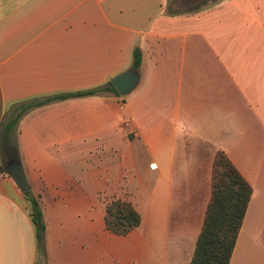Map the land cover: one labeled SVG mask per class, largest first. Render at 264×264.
I'll return each instance as SVG.
<instances>
[{
  "label": "crops",
  "instance_id": "crops-1",
  "mask_svg": "<svg viewBox=\"0 0 264 264\" xmlns=\"http://www.w3.org/2000/svg\"><path fill=\"white\" fill-rule=\"evenodd\" d=\"M210 2L175 12L166 0H0V132L16 105L104 86L143 52L129 95L54 101L20 120L19 160L41 196L44 247L25 194L0 173V264L190 262L220 150L253 188L230 264L257 263L264 0ZM118 199L142 218L128 236L106 228V206Z\"/></svg>",
  "mask_w": 264,
  "mask_h": 264
},
{
  "label": "trees",
  "instance_id": "trees-1",
  "mask_svg": "<svg viewBox=\"0 0 264 264\" xmlns=\"http://www.w3.org/2000/svg\"><path fill=\"white\" fill-rule=\"evenodd\" d=\"M133 58V69L139 70L143 62V52L139 47L135 48ZM105 93L120 96L109 81L106 85L89 91L61 94L16 105L13 116L0 132V173L7 174L6 165L20 157L17 144L18 124L26 113L54 101ZM24 194L29 202L31 217L37 227L39 244L43 250L46 226L41 196H36L32 191ZM252 196L253 188L250 183L227 154L222 150L218 151L212 168L211 199L202 230L192 260L183 264H230ZM141 222L140 213L129 201L118 199L106 206V228L115 235L128 236Z\"/></svg>",
  "mask_w": 264,
  "mask_h": 264
},
{
  "label": "water",
  "instance_id": "water-1",
  "mask_svg": "<svg viewBox=\"0 0 264 264\" xmlns=\"http://www.w3.org/2000/svg\"><path fill=\"white\" fill-rule=\"evenodd\" d=\"M111 83L119 95L127 96L139 85L140 75L137 70H129L112 78ZM5 168L7 174L13 178L23 193L31 191V185L19 159L10 161Z\"/></svg>",
  "mask_w": 264,
  "mask_h": 264
},
{
  "label": "rangeland",
  "instance_id": "rangeland-1",
  "mask_svg": "<svg viewBox=\"0 0 264 264\" xmlns=\"http://www.w3.org/2000/svg\"><path fill=\"white\" fill-rule=\"evenodd\" d=\"M210 1H218V0H166V6L169 11L175 12H186L190 10H199L205 7L206 5H211L213 2ZM254 233L263 232L264 233V221L258 216L256 222L254 224ZM254 255L257 256L256 264H264V247L259 250L254 248ZM254 264V263H252Z\"/></svg>",
  "mask_w": 264,
  "mask_h": 264
},
{
  "label": "built area",
  "instance_id": "built-area-1",
  "mask_svg": "<svg viewBox=\"0 0 264 264\" xmlns=\"http://www.w3.org/2000/svg\"><path fill=\"white\" fill-rule=\"evenodd\" d=\"M125 126H126L127 128H129V127H131V124H130L129 122H127V123H125Z\"/></svg>",
  "mask_w": 264,
  "mask_h": 264
},
{
  "label": "flooded vegetation",
  "instance_id": "flooded-vegetation-1",
  "mask_svg": "<svg viewBox=\"0 0 264 264\" xmlns=\"http://www.w3.org/2000/svg\"><path fill=\"white\" fill-rule=\"evenodd\" d=\"M193 1H196V0H193ZM185 2H187V0H185Z\"/></svg>",
  "mask_w": 264,
  "mask_h": 264
}]
</instances>
